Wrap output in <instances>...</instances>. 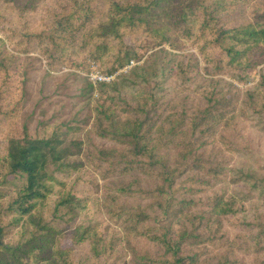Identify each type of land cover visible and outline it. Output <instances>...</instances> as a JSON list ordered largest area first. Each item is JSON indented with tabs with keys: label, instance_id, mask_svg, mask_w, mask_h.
Instances as JSON below:
<instances>
[{
	"label": "trees",
	"instance_id": "1",
	"mask_svg": "<svg viewBox=\"0 0 264 264\" xmlns=\"http://www.w3.org/2000/svg\"><path fill=\"white\" fill-rule=\"evenodd\" d=\"M242 7L250 18L234 22ZM0 25L12 50L50 70L110 75L157 47L147 56L161 72L132 67L121 80L141 81L124 93L100 82L112 90L84 118L85 107L65 112L75 95L55 76L20 122L41 59L20 62L0 39V264H264V161L236 168L221 142L246 110L264 115V0H0ZM259 65L243 90L216 77L244 83ZM46 101L61 109L38 114ZM254 198L263 208L247 218ZM79 245L89 257H75Z\"/></svg>",
	"mask_w": 264,
	"mask_h": 264
},
{
	"label": "rangeland",
	"instance_id": "2",
	"mask_svg": "<svg viewBox=\"0 0 264 264\" xmlns=\"http://www.w3.org/2000/svg\"><path fill=\"white\" fill-rule=\"evenodd\" d=\"M250 12L248 7H242L239 11H237L234 14V22H240L243 21L247 18H250ZM1 26V25H0ZM0 39L4 42V45L6 47L7 50H9L10 52L14 53V55H20L18 57V61L20 62H24L25 58L23 56L27 55V56H34V57H39L41 59V66H39V64L36 66L37 71L36 73L32 74V72L30 73L31 76V85H30V91H31V96L28 99L27 105L25 106L24 109H22V111H20L18 113V119L20 122L23 121V118H25L29 112H30V108H29V104H31L30 100L37 96H46L47 94H51L53 91V85H54V77L55 76H60V79H64L63 77H67L65 82H66V88L70 91V92H74V95L77 96V94H79L80 90H83V92H85L88 89V82H90L94 88L93 93L92 94H84L81 97H72L71 99H69L68 101V105L65 106V112H71L77 110L80 107H85L84 111H81L79 118L82 117L84 118V115L89 114L90 110L93 116V111L90 107V104L92 103V101H94L93 99L96 98L98 96V90L100 88L102 89H107V90H112L111 85H104L102 86L100 82L97 83H93L92 81V76L96 73L98 74H104L103 72H101L94 64H92L90 66V70L88 71H84V70H78L75 68H71L67 65H59L56 70H50L48 68L47 65V61L46 58H44L43 56H40L38 53L35 52H30L28 54H22V53H18L15 52L14 50L11 49V45L8 43L7 38L3 35V33L0 31ZM126 41H128V38H125ZM157 49V47L153 48V49H149L147 50L145 53H141L139 59H133V65L128 68L126 71L122 68H119L118 70H116V72L112 73L114 74V78L112 80L117 81V83L119 84L117 89L120 92H129L132 89V85H133V81H141V78H134L132 77V80H129L128 82H123L121 80V77L123 76V74H127L129 72V70L134 67V66H140L141 70L140 73L142 74H149L151 76V80L152 81H158L161 78V72L159 69V58H157L158 56H155L153 58H149L151 52L153 50ZM179 52H183V53H194L199 62H200V58L198 53L196 52V50L191 47L188 43H185L183 46V49ZM149 55V56H147ZM149 59V60H148ZM201 65V62H200ZM260 67H262V65H259L257 67V69L255 71L250 72L248 79L246 82L244 83H239L236 82L234 79L229 78L227 75L222 74V75H217L216 77L219 78H223V80L231 82L234 86H236L237 88H239L240 90H243L247 87H251L252 85L256 84L258 79H259V72H260ZM47 71L49 72V75L47 73ZM110 80V81H112ZM107 81V82H110ZM164 89L167 88L168 83H164L163 84ZM19 88V85H18ZM40 93V94H39ZM36 96V97H37ZM49 101L46 102H42V106L40 111H38V114H41L42 109L47 107L51 110L53 109H61V103H58L57 105L54 104L53 107L48 105ZM73 109V110H72ZM66 113L63 115L64 117L66 116ZM90 113V114H91ZM70 115V113L68 114ZM36 116V115H35ZM34 116V117H35ZM34 117H33V121H31L30 123V127L32 126V124L34 123ZM92 121V119L90 120V122ZM90 128V125L86 126L85 129H82L80 132H78V135L81 138H85V133L87 132V130ZM93 135V134H92ZM93 139L96 143L99 144H109L110 141L108 140H104L102 138H99L95 135H93ZM224 142L223 144V149L225 151V153L227 154L230 163L232 166L236 167V168H240V169H244V170H253L258 172L259 169L261 168V165L264 161L263 157H264V115H257L254 113H251L250 111L246 110V112L243 115H239L236 117V119L233 121L231 128L227 129L225 131V139H223ZM222 144V143H221ZM230 148H233V150H231ZM86 175L89 178H95L96 181L98 182L99 185H101L102 180L101 177L96 174L94 172H85ZM260 173H257V175H259ZM85 176V177H87ZM240 185H243L240 184ZM95 184H90L88 185V187H91L93 190H95ZM243 186H246L243 185ZM101 193V190H99L98 188V193L97 195H99ZM95 195V194H93ZM95 195V196H97ZM263 208V202L260 199L254 198L253 200L249 201L247 204V210L245 212V216L247 218H251L252 216L255 215V212H260ZM0 240L2 245L6 246L5 244H8V240H9V235L7 234L6 237L3 236V234L0 232ZM7 242V243H6ZM64 244H68L71 245L72 241L70 239V237L65 238L63 240ZM75 257L76 258H87L88 253H87V245H79V247H77L75 249ZM248 260V258H246ZM249 263V260H248ZM246 263L243 258H238L236 264H248Z\"/></svg>",
	"mask_w": 264,
	"mask_h": 264
},
{
	"label": "built area",
	"instance_id": "3",
	"mask_svg": "<svg viewBox=\"0 0 264 264\" xmlns=\"http://www.w3.org/2000/svg\"><path fill=\"white\" fill-rule=\"evenodd\" d=\"M133 65V60H130L128 64H126L123 69L126 71L128 68H130ZM114 78V74H110V75H105V74H94L92 76V81L93 83H97V82H107L110 81Z\"/></svg>",
	"mask_w": 264,
	"mask_h": 264
},
{
	"label": "flooded vegetation",
	"instance_id": "4",
	"mask_svg": "<svg viewBox=\"0 0 264 264\" xmlns=\"http://www.w3.org/2000/svg\"><path fill=\"white\" fill-rule=\"evenodd\" d=\"M0 245H2V243H0Z\"/></svg>",
	"mask_w": 264,
	"mask_h": 264
},
{
	"label": "water",
	"instance_id": "5",
	"mask_svg": "<svg viewBox=\"0 0 264 264\" xmlns=\"http://www.w3.org/2000/svg\"><path fill=\"white\" fill-rule=\"evenodd\" d=\"M0 243H1V240H0Z\"/></svg>",
	"mask_w": 264,
	"mask_h": 264
}]
</instances>
